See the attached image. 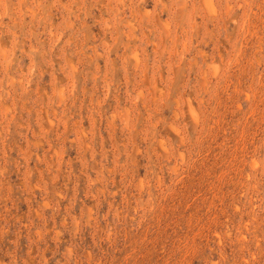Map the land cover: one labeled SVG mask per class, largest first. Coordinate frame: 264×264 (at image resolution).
I'll use <instances>...</instances> for the list:
<instances>
[{"label": "rangeland", "instance_id": "obj_1", "mask_svg": "<svg viewBox=\"0 0 264 264\" xmlns=\"http://www.w3.org/2000/svg\"><path fill=\"white\" fill-rule=\"evenodd\" d=\"M0 264H264V0H0Z\"/></svg>", "mask_w": 264, "mask_h": 264}, {"label": "bare ground", "instance_id": "obj_2", "mask_svg": "<svg viewBox=\"0 0 264 264\" xmlns=\"http://www.w3.org/2000/svg\"><path fill=\"white\" fill-rule=\"evenodd\" d=\"M148 83V82H147Z\"/></svg>", "mask_w": 264, "mask_h": 264}]
</instances>
